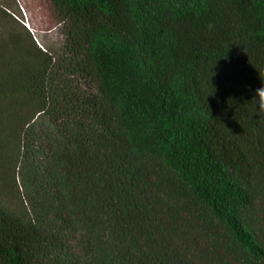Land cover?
<instances>
[{
    "label": "trees",
    "instance_id": "1",
    "mask_svg": "<svg viewBox=\"0 0 264 264\" xmlns=\"http://www.w3.org/2000/svg\"><path fill=\"white\" fill-rule=\"evenodd\" d=\"M49 3L0 5V264H264V0Z\"/></svg>",
    "mask_w": 264,
    "mask_h": 264
},
{
    "label": "rangeland",
    "instance_id": "2",
    "mask_svg": "<svg viewBox=\"0 0 264 264\" xmlns=\"http://www.w3.org/2000/svg\"><path fill=\"white\" fill-rule=\"evenodd\" d=\"M0 5L16 19L18 25H25L38 46L59 47L62 34L49 0H0ZM6 195L13 200L9 189H6Z\"/></svg>",
    "mask_w": 264,
    "mask_h": 264
}]
</instances>
